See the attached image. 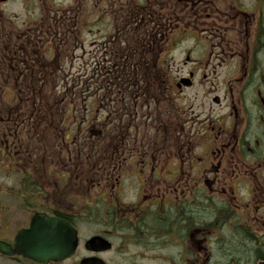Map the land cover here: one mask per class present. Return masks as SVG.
I'll use <instances>...</instances> for the list:
<instances>
[{
    "label": "flooded vegetation",
    "instance_id": "obj_1",
    "mask_svg": "<svg viewBox=\"0 0 264 264\" xmlns=\"http://www.w3.org/2000/svg\"><path fill=\"white\" fill-rule=\"evenodd\" d=\"M37 213L75 251L0 264H264V0H0V241Z\"/></svg>",
    "mask_w": 264,
    "mask_h": 264
},
{
    "label": "water",
    "instance_id": "obj_2",
    "mask_svg": "<svg viewBox=\"0 0 264 264\" xmlns=\"http://www.w3.org/2000/svg\"><path fill=\"white\" fill-rule=\"evenodd\" d=\"M75 246L76 233L69 223L36 214L27 228L16 233L13 247L0 241V252L46 263L70 256Z\"/></svg>",
    "mask_w": 264,
    "mask_h": 264
},
{
    "label": "rangeland",
    "instance_id": "obj_3",
    "mask_svg": "<svg viewBox=\"0 0 264 264\" xmlns=\"http://www.w3.org/2000/svg\"><path fill=\"white\" fill-rule=\"evenodd\" d=\"M87 20V19H86ZM85 21V20H84ZM108 25V21H106V20H104L103 19V22L100 24V26L102 27V26H107ZM19 218V216H16V219H18ZM3 264H10V262H8V261H4V263Z\"/></svg>",
    "mask_w": 264,
    "mask_h": 264
}]
</instances>
